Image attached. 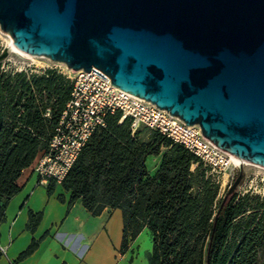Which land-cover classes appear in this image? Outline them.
Returning <instances> with one entry per match:
<instances>
[{
	"label": "water",
	"instance_id": "1",
	"mask_svg": "<svg viewBox=\"0 0 264 264\" xmlns=\"http://www.w3.org/2000/svg\"><path fill=\"white\" fill-rule=\"evenodd\" d=\"M0 28L27 53L101 69L264 166V0H0Z\"/></svg>",
	"mask_w": 264,
	"mask_h": 264
},
{
	"label": "trees",
	"instance_id": "2",
	"mask_svg": "<svg viewBox=\"0 0 264 264\" xmlns=\"http://www.w3.org/2000/svg\"><path fill=\"white\" fill-rule=\"evenodd\" d=\"M72 87L55 68L4 70L0 62V223L21 190L23 170L48 147ZM121 115H107V125L95 129L61 181L70 204L81 199L95 215L107 206L120 208L122 250L148 227L149 264H258L264 249L261 196L233 191L219 198V182L199 156L158 130L148 138L141 129L132 133L129 118L120 121ZM150 156L161 157L153 173ZM28 215L27 228L34 232L43 212L29 209ZM38 245L34 237L18 260Z\"/></svg>",
	"mask_w": 264,
	"mask_h": 264
},
{
	"label": "crops",
	"instance_id": "3",
	"mask_svg": "<svg viewBox=\"0 0 264 264\" xmlns=\"http://www.w3.org/2000/svg\"><path fill=\"white\" fill-rule=\"evenodd\" d=\"M35 162L36 158L23 170L18 179L21 190L9 200L5 220L0 223V244L6 246V253L0 252V264H149L152 247L141 254L142 233L129 238L122 250L124 220L120 208L107 206L95 215L81 199L70 204V192L58 182L49 193V181L40 183L33 171ZM29 209L43 212L34 232L27 228ZM34 237L39 239L38 247L18 260Z\"/></svg>",
	"mask_w": 264,
	"mask_h": 264
},
{
	"label": "built area",
	"instance_id": "4",
	"mask_svg": "<svg viewBox=\"0 0 264 264\" xmlns=\"http://www.w3.org/2000/svg\"><path fill=\"white\" fill-rule=\"evenodd\" d=\"M93 69L76 70L67 64L57 68L72 80L73 87L48 147L36 157L33 171L40 183L50 179L61 183L95 129L106 126L107 115L117 111L122 114L120 121L129 118L132 133L141 126L158 130L195 153L210 169L221 171L236 165L230 152L205 136L199 124H187L168 109L117 86L101 69ZM45 115L50 117L51 112ZM0 252L6 253L5 245L0 244Z\"/></svg>",
	"mask_w": 264,
	"mask_h": 264
},
{
	"label": "rangeland",
	"instance_id": "5",
	"mask_svg": "<svg viewBox=\"0 0 264 264\" xmlns=\"http://www.w3.org/2000/svg\"><path fill=\"white\" fill-rule=\"evenodd\" d=\"M9 33L1 30L0 28V40L2 50L8 45ZM65 68V65L51 59L48 56L44 57H27L17 52L9 51L8 55L1 61V67L4 70H28L33 72L41 73L45 69L53 68ZM55 68V69H57ZM141 137L148 138L151 134V130L148 127L141 126ZM160 156H150L147 160V165L151 173H153L160 164ZM249 161V160H248ZM252 162V163H251ZM249 164H243L240 166L234 165L227 170H213L210 169L209 173H212L213 177L219 182V198L224 196L229 186L235 181L239 173L242 171L243 176L236 187L235 192L239 195L250 193V195H260L261 199L264 200V166L256 162L250 161ZM236 164V163H235ZM56 182V181H54ZM57 183V182H56ZM252 199L249 201L251 202ZM140 236V247L141 254L144 255L152 247V236L148 227H145L141 231ZM141 263L140 261L138 262ZM258 264H264V249L260 253V259Z\"/></svg>",
	"mask_w": 264,
	"mask_h": 264
},
{
	"label": "bare ground",
	"instance_id": "6",
	"mask_svg": "<svg viewBox=\"0 0 264 264\" xmlns=\"http://www.w3.org/2000/svg\"><path fill=\"white\" fill-rule=\"evenodd\" d=\"M7 41H8V45L10 46V50L13 51V52H17V53H20L22 55H25L27 57H32V58H34V57H44L45 56V55H34V54H30V53L25 52L24 50L19 48L17 45H15L14 39H13V37L11 35H9ZM62 64H64L66 66L65 63H62ZM230 154H231L232 160L234 161V163H236L237 166H240V165H243V164H249L248 162H250L247 159L239 157V156H237V155H235V154H233L231 152H230Z\"/></svg>",
	"mask_w": 264,
	"mask_h": 264
}]
</instances>
